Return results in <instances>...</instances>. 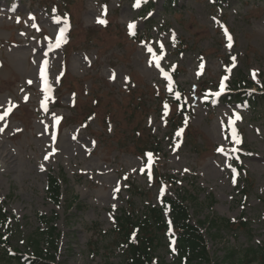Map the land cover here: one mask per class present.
I'll return each mask as SVG.
<instances>
[{"label":"rangeland","instance_id":"obj_1","mask_svg":"<svg viewBox=\"0 0 264 264\" xmlns=\"http://www.w3.org/2000/svg\"><path fill=\"white\" fill-rule=\"evenodd\" d=\"M135 4L136 0H0V115L12 107L0 120V127L7 125L0 133V233L11 249L30 255V240L54 225L56 264H101L104 259L121 264L124 251L106 247L115 216L131 207L134 216H140L148 207L176 200L199 227L210 264H231L225 257L229 249H264V111L235 96L249 82V91L264 92V0ZM98 18L107 23H98ZM130 23L143 33L144 41L127 37ZM221 25L232 37L231 48ZM62 30L66 42L56 47ZM157 56L163 57L160 68L155 66ZM231 57L236 58L234 68ZM45 60L52 89L47 101L39 75ZM174 68L179 74L169 91L163 72L169 75ZM252 69L259 70V83ZM225 75L229 79L221 96L205 98L219 90ZM61 76L73 83L64 87ZM177 86L192 113L188 132L185 128L172 137L161 103L176 95ZM128 89L147 97L143 125L137 130L124 115L93 114L83 123L85 113L78 105L88 103L89 95L110 93L119 102ZM53 114L62 118L59 133ZM233 114L242 119L234 120ZM230 118L233 125L228 124ZM233 127L240 144L231 135ZM148 137L160 142L152 147L150 165L145 155L150 145H144ZM229 164L236 169L235 184ZM50 176L61 185L58 202L48 193ZM189 195L199 200L212 196L214 205L198 207L188 201ZM74 197L76 202L69 206ZM40 216L54 220L49 224ZM162 216L171 223L169 211ZM208 216L227 218L238 226L215 234L208 223H200ZM99 228L105 235L95 245L90 240H97L93 235ZM162 233L155 255L172 263L174 240ZM249 264H260V258Z\"/></svg>","mask_w":264,"mask_h":264},{"label":"trees","instance_id":"obj_2","mask_svg":"<svg viewBox=\"0 0 264 264\" xmlns=\"http://www.w3.org/2000/svg\"><path fill=\"white\" fill-rule=\"evenodd\" d=\"M182 44L183 43H181V45ZM72 83L73 81L68 82V85ZM250 85L251 83L249 82L247 86H241L240 88H249ZM236 89H239V87ZM182 90L177 86L176 93L180 94V98L177 100L175 95L171 100L168 119L171 122L172 137L176 136L177 132L181 129L180 135L183 134L185 128L187 132L189 130L188 123L191 117V106L187 102L186 96ZM236 95L251 101L253 104L261 105L264 111V92L255 95L244 90ZM146 105V94L136 93L131 90L127 96L119 102L115 101L111 94L103 95L102 92H96L93 93V97L88 103L79 104L78 106L81 107L85 113L83 123L89 120V117L93 114L98 117L100 114H111L112 118H114V115L121 114L126 116L127 123L132 124L134 129L137 130V128L143 124L142 117L146 114ZM101 106H103V108H101ZM185 121H187L186 124ZM107 124L108 122H106L104 126L106 127ZM186 135L184 134V136ZM149 138L150 137H148V139ZM153 140L154 139L151 137L148 141L144 142V145H150L148 151L154 150L152 147L160 143ZM158 173H156V175L159 180L161 175H158ZM195 190H198V187H196ZM48 193L54 201L58 202L61 196V187L58 179L53 176H50L48 179ZM190 196L191 195H189L188 201H191L198 207L204 205L207 206L208 209H212L214 205V198L212 196H206L203 200H199L196 195ZM75 202L76 198L74 197L73 201H70L69 206ZM77 204L79 203L77 202ZM132 210L133 207L128 211H120L119 214L115 216L114 228L110 230L111 241L106 246L112 249L116 247L124 251L125 257L121 264H210L211 256L206 241L199 227L190 222L187 207H185L182 202L167 199L161 207H148L145 209L144 214L140 216H134ZM163 211H169L173 223L171 227L164 221L162 216ZM1 217L3 218V214H1ZM39 218L43 222L49 221V224L54 220L53 217L50 220H46L44 216H40ZM204 222L208 223L209 229H214L215 234H219L223 229L230 230L236 225L238 226L237 223H233L227 218L218 216L212 218L208 216L205 221H200L201 224ZM92 226L99 227L98 224ZM89 228H91V226H89ZM162 232L165 234L169 232L175 239V259L172 263H167L155 255L159 242V233L163 236ZM133 234H135L134 239ZM104 235L105 233L99 228L93 235L97 240H90V242L96 245L97 241L100 242ZM56 241L57 233L55 232V227L54 225H49L39 236L30 240L33 256L24 257L19 252L10 254L8 252L10 247L9 241L0 233V264H8L11 262H16L17 264H56ZM95 252H98V250ZM225 257L231 264H234L233 260L238 261H235L237 264H249L251 260H256L257 258H260V264H264V249L248 247L246 249H241L240 252L229 249ZM101 264L113 263H111L109 259H104V262Z\"/></svg>","mask_w":264,"mask_h":264},{"label":"snow or ice","instance_id":"obj_3","mask_svg":"<svg viewBox=\"0 0 264 264\" xmlns=\"http://www.w3.org/2000/svg\"><path fill=\"white\" fill-rule=\"evenodd\" d=\"M140 2H141V0H136V4L134 5V7H139V6H140ZM106 12H107V8H106V6H105V7H104V13L106 14ZM29 19H30V20H35V17L32 16V15L30 14V15H29ZM17 22H19V18H17ZM97 22L100 23V24H106V23H107L106 20L99 19V18H98ZM33 27H36V25L33 24ZM135 27H136V26H135L134 23H130V24L128 25V29H129V34H130V35H135V34H136V33H135ZM221 27L223 28V30H224V35L226 36V38H227V40H228V47L231 48V47H232V37H231V35L229 34V32H228L226 26L221 25ZM172 40L175 41V34L172 35ZM61 42H66V39H65V36H64V32H63V30H62L61 33H60V37L57 39L56 47H59L60 44H61ZM163 47H164V46L161 44V45H160V50H161V51L163 50ZM152 51H153L152 48L149 47V48H148V52L151 53ZM45 55H46V54H45ZM161 59H163V57H160V56L155 57V66H156L157 68H160V60H161ZM231 60L233 61L232 67L234 68V67L236 66V64H235V60H236V58H235V57H231ZM148 63H149V66H152V65H153V59H149ZM46 65H47V61L45 60V61H43V64L41 65V67H40V72H39L40 79H41V80L43 81V83H44L43 92L45 93V96H44V100H45V101H47V100L49 99V97H48L47 94H48L49 92L52 91L51 87L48 85L47 80H46V73H45V66H46ZM202 66H203V65H202ZM161 71L163 72V69H161ZM227 71L230 72L231 69H227ZM258 71H259V70H257V69H252V70H251V76H252L253 80H257ZM163 74H164V78H165L166 80L169 81V85H168V87H169V91H171V90H172V89H171V84H172L171 77H170L166 72H163ZM112 78H113V79L115 78V74H113V77H112ZM125 79L127 80L128 78L126 77ZM228 79H229V77H228L227 75L223 76V77L220 79V81H219V90L216 91V92H214V93H211V92L206 93V94H205V98H207L208 95H215L216 97L221 96V94L225 91V89H226V87H227V85H226L225 82L228 81ZM257 82L259 83L258 80H257ZM28 83H32V81H28ZM175 98L178 100V99L180 98V94H179V93H176V97H175ZM27 99H28V97L25 96V100H27ZM9 103H11V102H9ZM213 103H215V101H213ZM41 106H42V107H45V105H44V101L41 102ZM13 107H15V105H13ZM164 109H165L166 112L169 110V105H168L167 103L164 104ZM45 110H47L46 107H45ZM11 111H12V107H9L7 110H5V111L3 112V114L0 115V120H4V118H5L6 116H8V115L10 114ZM233 115H234V120H240V119H242V117H240L238 114H233ZM52 119H53V120L55 121V123L58 125V124L60 123V120H61L62 118H61V117H57V116H55V115L53 114ZM234 120L230 118L229 121H228V124H229V125H233V124H234ZM186 123H187V121H185V124H186ZM6 126H7V125H5L4 127H0V133H3V132H4V128H5ZM109 130H111V129H109ZM17 131H20V129H17ZM181 131H182V129H181L180 131L177 132V135H180V132H181ZM231 135H232V137L234 138V141H235L236 144H240V143H242V140H241V138L238 136V133H237V131L235 130L234 127L232 128ZM55 139H56V136H55V134H53V135H52V140L55 141ZM92 143H93V145H95V141H93ZM177 147H178V146H177ZM217 151H218V152H223V148H217ZM145 155L149 158V165H150V164H151L152 153L149 152V153H146ZM44 159L47 160V159H48V156H45ZM227 166H228L229 168H232V166H231L230 164L227 165ZM41 170H43V167L41 168ZM133 171H135V169H133ZM140 171L143 172V171H144L143 168L140 169ZM185 171H188V170L185 169ZM232 172H233V174H234V175H233V184H235V182H236V180H235L236 169H235V168H232ZM151 179H152L151 174H149V180H151ZM116 190L118 191V189H116ZM160 192H161V194H163V193L165 192V188L162 187V188L160 189ZM134 238H135V234H133V239H134ZM170 247H171V245H170ZM173 251H175L174 248H173Z\"/></svg>","mask_w":264,"mask_h":264}]
</instances>
